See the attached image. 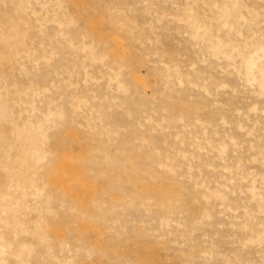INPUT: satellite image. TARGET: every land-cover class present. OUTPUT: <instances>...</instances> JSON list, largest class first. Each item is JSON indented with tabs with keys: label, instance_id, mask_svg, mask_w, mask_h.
<instances>
[{
	"label": "rangeland",
	"instance_id": "374dc122",
	"mask_svg": "<svg viewBox=\"0 0 264 264\" xmlns=\"http://www.w3.org/2000/svg\"><path fill=\"white\" fill-rule=\"evenodd\" d=\"M0 264H264V0H0Z\"/></svg>",
	"mask_w": 264,
	"mask_h": 264
}]
</instances>
